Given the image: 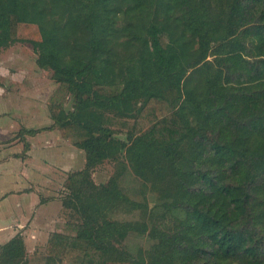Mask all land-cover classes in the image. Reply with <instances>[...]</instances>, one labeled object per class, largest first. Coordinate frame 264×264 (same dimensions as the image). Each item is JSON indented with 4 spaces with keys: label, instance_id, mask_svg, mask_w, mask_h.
<instances>
[{
    "label": "trees",
    "instance_id": "obj_1",
    "mask_svg": "<svg viewBox=\"0 0 264 264\" xmlns=\"http://www.w3.org/2000/svg\"><path fill=\"white\" fill-rule=\"evenodd\" d=\"M24 23L73 98L69 112L51 101V117L87 153L64 202L80 221L50 235L46 264H264V0H0V49ZM136 110L142 129L119 140L115 115ZM123 150L176 203L109 218L134 204L91 170ZM132 231L153 240L150 262L116 245ZM31 262L21 233L0 246V264Z\"/></svg>",
    "mask_w": 264,
    "mask_h": 264
},
{
    "label": "rangeland",
    "instance_id": "obj_2",
    "mask_svg": "<svg viewBox=\"0 0 264 264\" xmlns=\"http://www.w3.org/2000/svg\"><path fill=\"white\" fill-rule=\"evenodd\" d=\"M35 30H37V25L35 24H21L18 27L17 40L0 49V118H11L13 120L14 123L8 122V127L13 129L16 127L17 129L10 134L8 141L11 143L18 140L23 143V152L28 151L30 146L26 142L27 137L35 138V136L38 137L40 135L43 138L44 134H49L53 130L56 131L59 140L63 143L62 130L54 123L51 117L50 102L54 100L60 101L62 108L59 111L64 109L65 112L71 111L74 105L72 96L67 94L60 84L56 82L53 72L39 65V54L28 40V38L36 35ZM120 53L126 57L130 54V52L124 49H121ZM124 63H126L125 60L120 64ZM111 80L119 86L122 85V79L120 78L115 77ZM136 102L142 101L133 99L130 106H134ZM139 105L134 106V109H137ZM114 113L116 111L112 115ZM138 114L136 110L125 117L115 115L117 117L115 118L114 125H112V130L116 138L130 143L128 136L136 134L138 133V129H142V120L134 126L136 121L139 120ZM30 120L37 127V129H32L35 130L33 133H30L29 129L24 128V123ZM126 122L133 124L129 126L124 125L123 123ZM0 127H3V125ZM52 140L54 139L52 138ZM67 148L71 149L73 157L69 158V152L67 156L58 158L59 163L65 164L68 170L65 172L62 181L56 185L50 184L48 185L50 187H48L46 186L47 184H44L45 181L41 179L42 197L40 203H45L46 199L49 198L53 202L52 204H42L37 207L40 208L38 211L42 216V219H39L38 222L42 230L36 241L37 249H34L33 253L29 255L32 264L47 263L49 238L53 232L62 233L65 231L68 222L80 221L78 213L68 205H64V202L71 195V190L67 187L68 177L70 174L86 168L87 153L81 148L73 147V145L72 147L67 146ZM119 154V159L109 157L91 170V177L96 185H106L113 180L130 202L134 204L132 205L133 207H130L132 209L131 212L124 207L123 210L110 212L108 214L109 218L119 222L141 221L148 219L158 206L164 203H176L174 198L161 193L156 184L144 182L143 178L128 161L125 150ZM141 206L145 208L143 211L140 210ZM147 209L148 212L145 215L143 212ZM152 244L153 240L148 237V234L139 235L134 231L130 232L125 240L116 243L128 256H141L148 262L152 259Z\"/></svg>",
    "mask_w": 264,
    "mask_h": 264
},
{
    "label": "crops",
    "instance_id": "obj_3",
    "mask_svg": "<svg viewBox=\"0 0 264 264\" xmlns=\"http://www.w3.org/2000/svg\"><path fill=\"white\" fill-rule=\"evenodd\" d=\"M8 122L14 123L11 118H0V126L3 125L0 127V246L21 233L30 255L37 249L36 241L42 230L38 224L42 216L37 207L53 202L49 198L40 203L41 179L46 186L62 181L68 170L58 158L67 156L69 152L68 156L72 158L71 149L67 148L72 145L62 138L63 144L53 130L43 138L40 135L27 137L26 142L30 146L23 152V143L18 140L9 143L10 134L17 128L8 127ZM33 123L32 120L24 123V128L37 129Z\"/></svg>",
    "mask_w": 264,
    "mask_h": 264
}]
</instances>
